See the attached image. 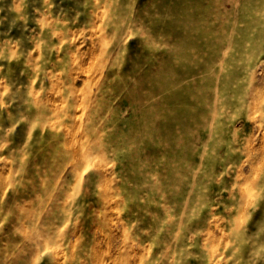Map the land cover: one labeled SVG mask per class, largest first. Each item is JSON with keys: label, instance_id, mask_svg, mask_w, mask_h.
<instances>
[{"label": "rangeland", "instance_id": "374dc122", "mask_svg": "<svg viewBox=\"0 0 264 264\" xmlns=\"http://www.w3.org/2000/svg\"><path fill=\"white\" fill-rule=\"evenodd\" d=\"M0 264H264V0H0Z\"/></svg>", "mask_w": 264, "mask_h": 264}, {"label": "bare ground", "instance_id": "6f19581e", "mask_svg": "<svg viewBox=\"0 0 264 264\" xmlns=\"http://www.w3.org/2000/svg\"><path fill=\"white\" fill-rule=\"evenodd\" d=\"M196 75V74H195ZM199 76V75H198ZM200 79V78H199ZM195 99V98H194Z\"/></svg>", "mask_w": 264, "mask_h": 264}]
</instances>
